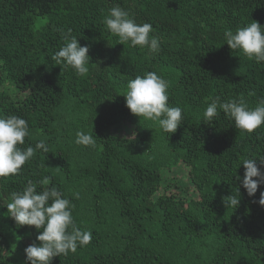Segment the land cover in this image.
Wrapping results in <instances>:
<instances>
[{
	"label": "trees",
	"instance_id": "16d2710c",
	"mask_svg": "<svg viewBox=\"0 0 264 264\" xmlns=\"http://www.w3.org/2000/svg\"><path fill=\"white\" fill-rule=\"evenodd\" d=\"M116 4L153 25L158 54L117 44L102 22ZM252 21L264 26V0H0V116L28 122L20 147L44 140L50 149L0 178V264H11L1 224L39 243L37 230L18 227L6 204L12 191L43 175L75 204L77 226L93 235L52 264H264V207L255 202L264 185L249 197L235 179L243 178V159L264 156V139L241 133L223 112L203 122L217 96H243L250 107L264 98V62L223 39L225 29ZM61 27L89 47L87 76L50 60L63 45ZM152 71L169 82V106L183 109L175 133L140 122L126 107L127 81ZM78 130L92 134L96 147L77 145ZM133 131L136 138L125 141ZM236 187L240 205L226 207L223 198Z\"/></svg>",
	"mask_w": 264,
	"mask_h": 264
},
{
	"label": "clouds",
	"instance_id": "9594fccd",
	"mask_svg": "<svg viewBox=\"0 0 264 264\" xmlns=\"http://www.w3.org/2000/svg\"><path fill=\"white\" fill-rule=\"evenodd\" d=\"M107 31L118 38L117 44H130L131 47L147 48L149 53L158 54L161 51L160 39L153 33V25L148 22L137 23L130 11L119 4L108 9L103 17ZM63 45L50 60L55 66H60L62 72L68 69L74 71L77 77H85L89 73V47L81 46L79 39L71 28L66 30L56 28ZM224 44L232 50L241 51L248 60L256 64L264 62V26L252 21L246 26L235 30L225 29ZM169 82L156 72H146L129 79L122 96L131 114L141 119L152 121L165 133H175L183 122V109L179 106H169ZM223 112L225 118L241 133H256V139H264V133L257 132L264 126V98L257 105L250 107L243 96L222 101L219 96L212 98L203 111V122L211 124ZM30 135L28 122L17 115L0 116V178L10 177L20 173L22 166L30 161L35 153L42 150L49 153V145L40 140L34 146L20 147L25 144V137ZM136 133L125 136L124 140H133ZM75 143L80 146L95 148L96 138L84 131L76 132ZM264 166V156L243 159L244 175L235 177L247 191L249 197H255L258 188L264 185V171L258 167ZM46 167V166H45ZM241 167V166H240ZM53 177L43 175L38 180L29 179L19 191L11 192L10 202L6 204L9 216L18 227H34L38 235L36 241L25 248V264H52L55 257L67 256L76 252L78 247L87 246L92 238V232L81 230L77 226L73 211L75 204L64 196L53 183ZM52 185L51 187H47ZM38 188L40 190H38ZM74 199L80 194L74 193ZM226 207L238 208L240 205V188L235 194L224 197ZM264 207V192L260 193L258 201Z\"/></svg>",
	"mask_w": 264,
	"mask_h": 264
},
{
	"label": "rangeland",
	"instance_id": "374dc122",
	"mask_svg": "<svg viewBox=\"0 0 264 264\" xmlns=\"http://www.w3.org/2000/svg\"><path fill=\"white\" fill-rule=\"evenodd\" d=\"M46 20H42L37 22L36 29L41 28V25L44 24ZM12 89L10 92H14V87L11 86ZM18 95V91L16 90V96ZM20 96V94H19ZM177 176L180 179H185L184 173L177 172ZM1 219V218H0ZM1 227L4 229V233L8 242V257L11 264H25L26 256H25V248L29 246L28 235L19 236L15 233L11 228L4 226L1 224Z\"/></svg>",
	"mask_w": 264,
	"mask_h": 264
}]
</instances>
